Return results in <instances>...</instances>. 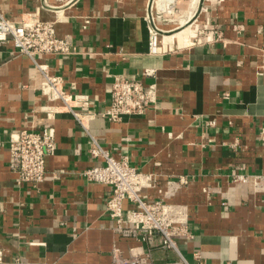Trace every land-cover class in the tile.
<instances>
[{
	"label": "crops",
	"instance_id": "obj_1",
	"mask_svg": "<svg viewBox=\"0 0 264 264\" xmlns=\"http://www.w3.org/2000/svg\"><path fill=\"white\" fill-rule=\"evenodd\" d=\"M149 2L0 0L13 20L38 11L71 38L73 53L42 60L66 86L89 93L91 109L110 106L116 74L157 86V102L143 116L113 121L99 113L87 130L71 112L58 114L57 148L36 188L18 182L10 169L9 139L45 122V97L37 89L42 74L11 40L0 42L1 264H113L115 245L125 256L139 251L157 263L179 259L159 235L139 242L115 231L106 209L112 187L81 173L103 160L90 153L91 134L139 170L157 174L152 197L168 189V179H188L171 199L188 205L192 236L178 244L190 264H264V191L233 179L264 173V0H180L183 11L198 3L204 24L222 37L197 40L201 23L195 21L189 36L186 29L159 36L157 51L151 49ZM146 68L155 73L146 75ZM131 206L124 201L125 209Z\"/></svg>",
	"mask_w": 264,
	"mask_h": 264
},
{
	"label": "built area",
	"instance_id": "obj_2",
	"mask_svg": "<svg viewBox=\"0 0 264 264\" xmlns=\"http://www.w3.org/2000/svg\"><path fill=\"white\" fill-rule=\"evenodd\" d=\"M204 29H208L205 31V40H212L213 35L222 37V32L209 22L204 24ZM156 30L153 22V51H156L153 49V39L158 35ZM8 40L13 42L18 53L27 54L42 74L37 89L45 97V102L40 106L46 118L45 122L40 126L22 128L10 134L9 167L20 183L37 188L45 180L47 156L53 154L57 148L53 120L58 114L71 112L88 130L90 121L99 113L110 120L118 121L127 115L143 116L157 102L155 83H146L143 79L129 74H116L111 86L110 106L101 111L91 109V95L77 91L74 84L66 86L65 78L52 71L50 65L42 60L45 55H69L74 50L71 38L59 34L56 22L43 20L38 11L26 13L21 20H13L0 7V42ZM262 54L264 60V49ZM144 72L146 75H153L155 69L146 68ZM209 124H215V120H209ZM260 136L264 140V126ZM91 140L94 145L90 153L93 157H102L103 160L84 168L81 173L89 181L109 184L112 187L106 200V209L114 221L115 231L139 242H153L155 236L159 235L161 245L175 250L179 255L176 261L157 263L149 254L139 251H132L129 256H125L121 248L115 245L112 249L113 264H190L178 244V238L192 236L188 205L171 199L188 179H168V189L161 191L158 197H152L150 190L159 185L157 174L139 170L126 154H113L92 134ZM233 179L252 184L256 191H264L263 172L237 173ZM205 191H208L207 188ZM125 200L131 201L132 206L125 209ZM2 262L3 252L0 250V264Z\"/></svg>",
	"mask_w": 264,
	"mask_h": 264
},
{
	"label": "rangeland",
	"instance_id": "obj_3",
	"mask_svg": "<svg viewBox=\"0 0 264 264\" xmlns=\"http://www.w3.org/2000/svg\"><path fill=\"white\" fill-rule=\"evenodd\" d=\"M180 0H150L149 4L151 6L150 14L153 19L154 25L157 27L158 36L164 37L165 35H172L186 27L190 23L198 21L201 23L200 29H198V35L194 38L197 40L199 38H204L207 36L208 29H204L203 10L198 3H193L190 10L183 11L179 7ZM197 2V1H196ZM190 29L187 32L186 36H189ZM193 40V38H192ZM177 46V45H174ZM180 46V45H179Z\"/></svg>",
	"mask_w": 264,
	"mask_h": 264
},
{
	"label": "bare ground",
	"instance_id": "obj_4",
	"mask_svg": "<svg viewBox=\"0 0 264 264\" xmlns=\"http://www.w3.org/2000/svg\"><path fill=\"white\" fill-rule=\"evenodd\" d=\"M184 29H186V31H188L189 30V27H186ZM160 48L161 47H160V44H159V36L157 35L153 39V49L157 51V50H160Z\"/></svg>",
	"mask_w": 264,
	"mask_h": 264
}]
</instances>
